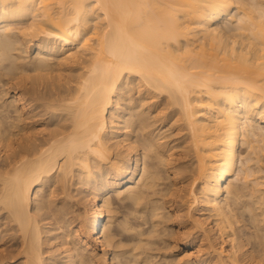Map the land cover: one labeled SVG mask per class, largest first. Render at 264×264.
<instances>
[{"label":"bare ground","instance_id":"bare-ground-1","mask_svg":"<svg viewBox=\"0 0 264 264\" xmlns=\"http://www.w3.org/2000/svg\"><path fill=\"white\" fill-rule=\"evenodd\" d=\"M0 264H264V0H0Z\"/></svg>","mask_w":264,"mask_h":264},{"label":"rangeland","instance_id":"rangeland-1","mask_svg":"<svg viewBox=\"0 0 264 264\" xmlns=\"http://www.w3.org/2000/svg\"><path fill=\"white\" fill-rule=\"evenodd\" d=\"M183 133V132H182ZM87 208V206H86V204L84 203V202H77V203H75V206L72 208V209H74V210H72V214H69V216H72V218H74V226H76L78 223H80L81 224V220L83 221L84 220V216L83 215H85V209ZM78 215H79V217H78ZM122 215V211H120L119 213H117V216L118 217H120ZM75 216V217H74ZM75 218H76V221H75ZM121 218V217H120ZM80 224H78L76 227H79V225Z\"/></svg>","mask_w":264,"mask_h":264}]
</instances>
